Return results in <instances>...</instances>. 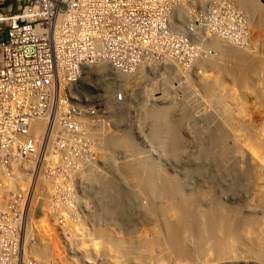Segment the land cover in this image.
<instances>
[{
	"label": "rangeland",
	"instance_id": "obj_1",
	"mask_svg": "<svg viewBox=\"0 0 264 264\" xmlns=\"http://www.w3.org/2000/svg\"><path fill=\"white\" fill-rule=\"evenodd\" d=\"M181 1L191 27H204L205 57L188 45L186 61L124 78L130 110L90 128L94 142L79 139L78 158L81 149L89 157L77 159L72 174L55 169L57 152L45 156L53 163L33 195L46 203L37 236L0 238V264H264V14L249 0H206L201 16L200 0ZM220 46L259 60V68L230 78L221 68L232 61L220 58ZM100 74L89 67L81 90L109 95L94 88L107 85ZM164 106L174 144L159 141L150 116ZM4 138L11 140L1 145L25 144L13 133ZM152 176L165 187L161 195L150 189Z\"/></svg>",
	"mask_w": 264,
	"mask_h": 264
},
{
	"label": "built area",
	"instance_id": "obj_2",
	"mask_svg": "<svg viewBox=\"0 0 264 264\" xmlns=\"http://www.w3.org/2000/svg\"><path fill=\"white\" fill-rule=\"evenodd\" d=\"M199 11L208 12L206 0ZM191 22L181 0H0V125L13 127L0 134V175L6 176L0 222H14L9 233L37 236L46 203L33 195L53 163L45 156L57 152L55 169L63 172V165L72 174L79 139L94 142L90 128L108 124L110 108L130 110L132 93L115 76L105 98L82 91L86 67L128 77L156 63L186 61L188 45L203 49L201 59L208 44L204 27ZM5 133L25 144L1 145L11 140ZM81 151L79 158L89 157L88 149Z\"/></svg>",
	"mask_w": 264,
	"mask_h": 264
},
{
	"label": "bare ground",
	"instance_id": "obj_3",
	"mask_svg": "<svg viewBox=\"0 0 264 264\" xmlns=\"http://www.w3.org/2000/svg\"><path fill=\"white\" fill-rule=\"evenodd\" d=\"M249 1L251 3L252 7L255 10H258L260 14H264V4L260 0H249ZM261 16H262V19L264 21V15H261ZM220 48L221 49L218 50L219 53H220V55H221L220 58H222V59L224 58V60L225 59L226 60L228 59L229 60L228 62L232 61V62H230V63H232L231 65H229L226 62H224L228 66L227 67L225 66L226 68L225 67L221 68L222 72L225 73V75L229 76L230 78L235 79L239 73H243L245 75V79H246L250 75L251 71L257 70L259 68V65H258L259 64V62H258L259 60L258 61H255L254 59H249V57L247 55H245V53H241V52L239 54L237 53V55H232V51H223L222 50V46H220ZM218 59H219V55H218ZM162 65H163V63H162ZM219 65H221V63ZM150 66H152V65H150ZM150 66H148V67H150ZM88 67H86V69L83 71L82 78H81L80 82L84 78V75L86 74V70L88 69ZM93 67L95 69H99L100 68V72L102 74H100L99 76H102V77H104V79H106L105 80L106 83H107L106 86H102L101 85L102 87H99V88L98 87H94L95 90H97L98 92L101 91V90H104V94L101 95V96H104L106 93L111 92L112 89H113V87H114V84L111 83L113 76L110 75V74H105V72H102L104 70H102L103 68H101V67H97V66H93ZM140 69H138V70H140ZM117 74L118 75H114V76L119 77L118 79L120 81L121 80H124L125 81L124 78H127V77L121 76V74H119V73H117ZM105 75H107V76H105ZM97 78H99V80L101 79V77H98V75H97ZM99 82H102V81L100 80ZM81 87H83V86H81ZM84 87H85V85H84ZM88 87L89 86L86 85V88H88ZM84 90H86V92H88L87 91L88 89H84ZM160 110H161L160 113H159V111L155 113V114H158L159 113V115H155V114H152V113L150 114V116L154 117V119H155L154 122H155V129H156V137L159 139V141H160V139H162L164 141L169 140L170 141V144H174V142L176 141V135H175V129L176 128L174 127V123H173V121L170 118L169 107L164 106ZM110 112L112 113L113 111L109 109L108 114ZM59 118H60V116L57 118V120H59ZM126 145H128V142L126 143ZM132 170H134V171L137 170V164L136 163L134 165L132 164ZM149 184L151 185V188L150 189L153 188L155 190L154 192L156 193V195H161L163 193V191H164L163 189L165 187L160 188L162 186V184H161V180L159 178H157V176L156 177L152 176L150 178V180H149ZM151 191L153 192V190H151ZM181 215H182V220H187L188 219V216L185 213H182ZM13 223L14 222H8V221H7V223H5V221L0 222V225H3L4 226L3 232L0 233V238H2L4 236H8L10 234L9 233V230L11 228L15 227L13 225ZM128 250L131 251V249H128ZM128 250H127V252L129 254L130 252Z\"/></svg>",
	"mask_w": 264,
	"mask_h": 264
}]
</instances>
